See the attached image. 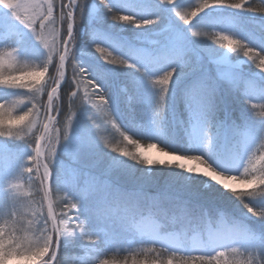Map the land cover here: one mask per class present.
Wrapping results in <instances>:
<instances>
[{
	"label": "snow or ice",
	"instance_id": "obj_1",
	"mask_svg": "<svg viewBox=\"0 0 264 264\" xmlns=\"http://www.w3.org/2000/svg\"><path fill=\"white\" fill-rule=\"evenodd\" d=\"M87 3L88 0H11V7H4L3 0H0V10L6 12L15 25L10 28L5 24L3 31L7 39L0 43V139L20 142L27 149L18 158L7 150L0 153V161L5 165L9 160L17 161L10 172L0 176V185L18 178L23 166L28 178L37 175L41 180L46 178L54 192L64 194V205L70 202V207L63 206L62 211L54 207L52 213L53 217H61L58 230L64 233V239L56 244L61 254L80 253L73 257L74 264H92L101 257H111V264H164L165 260L169 264H210L214 259L213 251L232 246L252 247L264 254V232L237 223L225 210L206 207L181 194L203 195L201 189L193 185L200 176L208 178L200 179L203 188L211 185L213 190L218 188L210 181H219L215 183L218 185L223 183L220 173L240 179L264 177V155L260 156V167L252 164L250 156L258 142L260 147H264V111L257 116V104L254 103L264 102V24L261 25L262 35L257 37L242 23L234 22L223 14L224 9L246 13L253 12V9L228 0H203L190 13L178 10L181 8L180 0H146L138 15L115 6L112 0H96L107 20L131 25L141 32L135 43L118 39L102 43L100 41L104 38L98 35L96 25L103 22V17H98L95 23L90 24L89 44L80 51L94 54L102 63L88 71L76 59L75 52ZM260 11L264 12V8ZM93 12L95 9H89L90 17ZM193 17L195 20L189 23ZM197 26L215 29L209 33V39L214 43H221L222 36L232 37L233 43L239 41L235 48L233 43H223V48L237 55L243 52L246 58L243 60L247 63L256 64L259 58V64H256L258 78L243 76L226 61L220 49L194 40L192 37L201 35L192 31ZM24 32L43 50L38 60L21 56ZM157 36H163V39H156ZM69 63L72 70L70 82L66 76ZM50 65L55 67V75H48ZM211 65H215V70ZM108 69L129 70L133 74L129 78V86L123 89L116 86L115 98L108 90L113 84ZM30 72L41 77L38 83L22 79ZM185 75L191 78L182 88L178 103L185 104L187 118L177 108H169L173 86ZM141 79L152 90L151 99L147 102L137 93ZM66 82L69 87L75 85L76 90L68 94L65 110L63 84ZM82 84L84 95L81 99ZM221 87L228 92L240 93L243 103L251 104L248 110L252 118L261 123L257 136H251L243 127H229L227 124L217 125L213 136L210 129L213 127L212 117L218 111L217 98ZM45 95L46 101L43 99ZM93 97H98L99 102ZM114 103L125 106L130 121L141 130L142 137L155 140L156 143L150 145H161L163 157L169 161L180 159L185 162L184 166L169 167L162 163L165 159L144 154L147 163H140L121 155L124 149L117 150L115 146L111 147L110 153L105 152L107 160L101 172L92 171L96 163L82 166L83 158L93 155L97 147H101L102 138L91 115L87 118L89 127L83 128L76 123L77 112L90 105L88 113L96 110L108 116L111 110L115 115ZM260 107L264 109V103ZM145 110L156 116L150 125L144 122ZM192 123L198 127L196 139L201 149L189 151L174 147L172 141L178 135L186 134ZM112 127L124 141H136L121 131L115 122H112ZM45 132L51 147L43 146ZM162 133L167 135L168 142L161 139ZM103 143L109 147L107 140ZM61 155L64 159L60 158ZM230 157L239 161L235 170L229 162ZM192 161L204 167H192L189 163ZM157 164L178 169L181 173L168 179L171 191L150 195L142 186L129 191L116 183V177L121 174L135 175L137 170L134 166H139V173L146 183L151 179L150 171ZM231 172L237 174L229 175ZM228 187L225 184L223 189ZM236 187L251 189L250 184ZM232 195L247 214L264 221V204L248 202L255 197H264V186L251 189L246 194L232 192ZM8 206V200L0 198V210ZM180 241H190L191 248H179ZM69 244L71 248L67 246ZM134 245L142 246L138 251L144 258L137 256ZM148 254L154 255L149 259Z\"/></svg>",
	"mask_w": 264,
	"mask_h": 264
},
{
	"label": "rangeland",
	"instance_id": "obj_2",
	"mask_svg": "<svg viewBox=\"0 0 264 264\" xmlns=\"http://www.w3.org/2000/svg\"><path fill=\"white\" fill-rule=\"evenodd\" d=\"M116 1H118V3H121V6H123V7H128L130 4L129 0H116ZM89 9H96V6L92 5V7H90ZM225 10H227V11H225ZM223 11H224L223 14L225 16H228V15L229 16H237L239 14L240 15L244 14V12H241L242 10L224 9ZM85 16L89 17L90 15L88 14ZM91 17L96 18V14L93 12ZM6 23L10 28L15 27V25L11 22L9 15L6 12H4L3 10H0V43H3L7 39V37L5 36L4 31H3ZM86 30H87L86 26H84V25L82 26V24H80L79 35L81 37L85 36ZM156 31L159 32V29H157ZM140 32H141L140 29H136V28H133L131 26L128 29L129 35L128 36L122 35V38H124L125 41H131L132 43H135L137 35ZM155 38L156 39H163V36H157ZM77 43H79V42L77 41ZM0 47H2V46H0ZM42 52H43V50L39 48L38 44L31 38V36L29 34H27L26 32L22 33L20 54L23 58L38 60L40 58V56L42 55ZM75 52H76V59L81 62L82 67H85L84 66L85 62H87L88 67H90L89 64L91 66H92V64H94L95 66H99L102 63L101 61H99L98 57H95L94 54H83V53H81V51L79 50V46H77V48H75ZM221 52L224 53V57H225L226 61L229 63L227 49H223ZM24 62L25 61H22L21 63H24ZM70 67H71V64L69 63V65L66 69V76L68 74V68H70ZM104 67L107 68L106 65ZM211 67L213 70H215V65H211ZM86 70H88V69H86ZM108 71H109L112 79H118V80H120V82H122L123 87H121V89L129 86L128 83L125 82L127 79L129 80L131 75H133L132 73H130L129 70L108 69ZM71 73H72V70H71ZM53 75H55V67L53 70ZM186 76H188V75H185L182 78H180L174 84V86L177 83L180 84L181 82H183V78ZM221 89H223V92H224L226 98H228V99L232 98L231 102L229 100L230 106H231V103H233V96H234L233 93L226 91L223 87H221ZM108 90L110 92V95L113 98H115V96H116L115 84H112V86ZM80 91H81L80 95H81V99H82L83 95H84V85L83 84L81 85ZM173 98H174V93L169 98V104L172 106V108L173 107L178 108V100L179 99L177 98L176 100H174ZM46 99H47V96L45 95V101H46ZM93 99L96 100V102H99L98 97H93ZM242 100H243V98H242ZM254 103L257 104V108L255 109V112L258 116L259 113L262 111L260 104L264 103V102L254 101ZM87 107H90V105H85V107H82L77 112V115L75 117L76 123L83 128L89 127L88 123H87V118L89 115H91L93 120H95V122L98 126L99 135L102 139H101V147H97V149L95 150V153L93 155H90V156L86 155L83 158V160L81 161V165L87 167L93 163H96V167L93 168L92 171L99 173L103 170L105 163H106V160H107V157L105 156V152L110 153L112 146L119 147V148H122L124 150H133V149H131V146L126 141L123 140V137L120 136L119 132H117L116 129L112 127V122H115L116 125H118V122H116L114 120L115 118L111 114V110L109 111V115L105 116L104 113L97 112L96 110H91L88 113ZM121 108L124 110V113L126 115H128V118H129L128 111L122 103L119 105H117L116 103L113 104V110L117 114L120 113L119 110ZM248 108H251V104H247L246 107H244V108H239L237 110L238 117L235 119L231 118V120H229V118H228V121L226 123H228L227 125L229 127L241 125L244 129H246L249 132V134L251 136L255 137L259 134V131L261 128V123L252 118L251 113L248 110ZM180 111L182 113V110H180ZM185 112L188 113L186 108H184V113ZM183 116H185L187 118L188 114L187 115L184 114ZM155 119H156V116H154L150 112H144L145 124L150 125ZM212 122H213V127H212V129H210V131L213 133V136H215L216 132H217V125L223 126L225 124L223 121L220 120V118H218V119L213 118ZM131 126L135 130V132L138 131L137 127L132 122H131ZM117 127H119V126H117ZM120 130L124 131V130H122V128H120ZM140 131L141 130L139 129V132ZM125 134H127V133L125 132ZM197 134H198V127L195 123H192L188 126L187 133L186 134L182 133V134L178 135L176 137V139L174 141H172V144L174 147H178V148H181L183 150H189V151L194 150V149L200 150L202 146L198 142V140L196 139ZM141 138H144V137L141 136ZM161 139L164 142H168V137L164 133L161 134ZM104 140L108 141L109 147L104 146V143H103ZM136 140H138V139H136ZM144 140H145L146 144L139 143L138 142L139 140L137 141L140 145H142V147L134 149L135 151L142 152L144 155H147V156H150L153 158H156V157L163 158L162 154L160 153V147H161L160 144H156V147H148L149 144L156 143L155 140H151V139H147V138H144ZM250 146L251 145H247L246 147H250ZM14 148L16 150H17V148H19V149L17 151H15ZM5 150H7V152H9L13 155H19V157H20L21 155H23V153L27 149H26V146H24V145L22 146V144L20 142H13L11 140L0 139V153H3ZM262 155H264V147H260L259 142H258L257 145L254 146L253 151L250 153L252 164L255 165L256 167H260V156H262ZM60 158L64 159V157L62 155L60 156ZM165 160L167 161V159H165ZM2 162L3 161H0V164H2ZM229 162L233 165V170L238 168L239 161L237 158L230 157ZM191 165H195L196 167H198V166L204 167L203 165L197 164V162H195V161H192ZM134 167L137 170L135 175L121 174L118 177H116V183L121 188H123L125 190H129V191L135 190V189L142 186L143 190L150 195L163 194L167 191H171V189L168 188V179L170 177L179 176L181 174L178 169L169 168V167L161 166V165L157 164V165H154L153 169L150 171L151 179L145 183L143 181V178L141 177V175L139 173V166H134ZM240 172L241 173L243 172V168L240 169ZM6 173H8V171L6 170V165H5V166H2V168H0V176L5 175ZM228 174L229 175H236L237 173L231 172ZM193 175H197V174H193ZM55 178L56 177L54 174L53 180H55ZM200 179L207 180L208 178L200 176ZM200 179L198 178V179L194 180L195 182L193 181L194 182L193 185L196 186V184H198L201 186L202 189H205L207 191L205 194H203L205 199L207 198V199L211 200V198H213L216 200L220 199L221 201H225L226 203H228V205L226 204L225 206H227L228 208L230 207V208L235 209V211H233L234 216H236V217L238 216V218L240 217L243 220H246L248 222L249 225L248 226L244 225L245 227H247L249 229H255V230L260 231V232H262L261 230L264 231V221L256 219V218L250 216V214H247L246 211L243 210V208L238 206V204H237L238 201L236 200V197H233L230 199L229 198H222L221 196H218L219 193H218L217 189L213 190V186L210 185L208 188H203V182ZM152 180H157L160 183H164V184L156 187L155 185L153 186ZM210 184L214 185V187H216V188H220L222 190H225V189H223V187L221 185L215 184V182L210 181ZM172 191L176 192V191H178V189H172ZM245 198H248V197H245ZM249 200H250V204H255V205L264 204V197H255L254 199H249ZM233 209H231V210H233ZM135 247H142V246L136 245ZM135 247H133V249ZM178 247L183 249V250H187L185 248L184 244L182 246H180V244H179ZM126 254L127 253L122 254V255H126ZM193 254L198 255L199 253H193ZM139 258L142 259L144 257L139 256ZM150 258L151 257H149V259Z\"/></svg>",
	"mask_w": 264,
	"mask_h": 264
},
{
	"label": "clouds",
	"instance_id": "obj_3",
	"mask_svg": "<svg viewBox=\"0 0 264 264\" xmlns=\"http://www.w3.org/2000/svg\"><path fill=\"white\" fill-rule=\"evenodd\" d=\"M4 7H11V0H3ZM224 44L233 43V38L222 36ZM235 41L233 48L239 46ZM248 52L252 54V50ZM264 63V61H262ZM24 81L38 83L41 77L30 72L22 77ZM133 150H124L121 155L129 159H135L140 163H147L142 152L134 149L142 147L137 141L125 140ZM41 145L38 143V147ZM43 146L51 147L48 143V134L43 133ZM153 147V145H148ZM119 150V147H117ZM47 153H45V157ZM163 164L169 167H183L184 161L180 159L164 160ZM198 163H202L199 161ZM49 164L52 161L49 160ZM195 167V165H192ZM187 170V168H185ZM21 174L0 185V198H6L9 202L7 209L0 210V264H74L73 257L79 252L61 254L56 242L64 239V233L58 229L61 227V217H53V208L62 211L66 197L62 192H54L48 185L46 178L41 180L37 175L28 178L27 170L22 166ZM226 190L234 193H247L251 189L264 186V177L240 179L239 177L219 174ZM211 179V177H209ZM219 183V181H214ZM239 184H250L249 188L236 187ZM249 211H253L249 209ZM88 239V237H85ZM69 248L71 244L67 245ZM227 253L226 255L224 253ZM214 257L210 264H264V254L258 249L245 246H232L227 249H217L211 253ZM92 264H111V257L96 259ZM143 264V262H141ZM164 264H169L167 260Z\"/></svg>",
	"mask_w": 264,
	"mask_h": 264
},
{
	"label": "trees",
	"instance_id": "obj_4",
	"mask_svg": "<svg viewBox=\"0 0 264 264\" xmlns=\"http://www.w3.org/2000/svg\"><path fill=\"white\" fill-rule=\"evenodd\" d=\"M129 1H130V4L128 7L121 6V3H118V1H116V0H112V3L115 6L123 8L124 10L129 11L132 14H136V15H138L140 13L141 9L146 4V0H129ZM228 2L229 3H243L245 8L251 7L253 9V12H251V13L244 12V14H241V15L240 14L237 16H229L228 15L227 17L232 18L234 22L242 23L250 32L255 33L257 35V37L262 35L261 25L264 24V18H262V16H264V12H261L260 9L264 8V0H228ZM180 3H181V8L178 10L187 11L190 13L191 11H194L201 3H203V0H193V1L192 0H180ZM92 5L96 6V9L94 12L96 14V18H93L90 16L89 17L85 16V15L89 14V8L92 7ZM225 11H227V10H225ZM199 14L200 13H198V15ZM98 17H103V22L96 25V31H97L98 35H100L101 37L104 38L100 42L103 43L104 40L109 39V37L108 38L105 37L106 33L110 34L112 39H116V40L117 39L118 40H125L124 38H122V35L123 36L129 35L128 29L131 27V25H128V24L121 25V24H117L119 22L113 23V22L107 20L106 15L104 14L103 10L97 5L96 0H88V3L85 6V12L82 15V19L80 22V24H82V26L83 25L86 26L87 30L85 32V36L81 37L79 35L77 37V41L79 43L76 44V48H77V46H79V50H81V48H85L89 44V41L91 40L90 31H89L90 24L95 23V21ZM194 20H195V17H193L189 21V23H192ZM180 23H183V21H180ZM192 31L201 33V35H199V36L192 37L194 40L202 41L205 44L211 45V47H213V48L220 49V51L225 49V48H223L222 42L217 44V43H214L213 40L209 39V33L216 31L215 29H201L197 26V27H194L192 29ZM216 39L218 40L219 37H216ZM97 55H99V54H97ZM95 57H97V56H95ZM228 59H229V64L233 68H235L238 72L242 73L243 76L249 77V78H258L259 69L256 67V64H259V58L256 59V64H251L250 62L247 63L246 61L243 60V59H246L243 57V52H239L238 55H237V53H228ZM84 66L88 70H89V68H92V66L90 64H89L90 67H88L87 62L84 63ZM53 70H54V66L50 65V70H49L48 75H53ZM67 77H68V82H70L72 79L71 67L68 68ZM182 77L183 76H181L180 78H182ZM190 78H191L190 76H186L183 78V82L180 83L181 85L177 83L175 86H173V93H175V95L177 96L178 99L180 97L182 88L184 87L187 80ZM68 82L63 84V95H64V99H65V110L67 109V96H68V94H70L71 91L76 90L75 85H71V87H69ZM125 82L128 83V85H129L128 79ZM137 93H138L139 97L145 102L149 101L151 99V96H152V90L149 88L147 82L142 81V80H140V82H139ZM232 93L234 95L233 96V103H231V106H230V102H231L232 98L231 99L226 98V96L223 92V89H220V93H219V96L217 98L218 111L215 113V115L212 117V119L213 118H216V119H218V118L228 119L229 118V120H231V118L235 119L238 117L237 110L239 108L246 107L247 104L243 103L241 94L238 92H232ZM43 99L45 100V96L43 97ZM229 100H230V102H229ZM178 105L181 106V102H179ZM184 108H185V106H182V108L179 107V109L182 110L181 114L186 115L187 113L186 112L184 113ZM261 110L264 111V109H261ZM119 111H121L120 115H121L122 119L120 120L119 123H120V127L122 128V130H124V132H126L128 135H130V137L133 140L138 139L139 141L138 140H136V141H138L139 143L146 144L144 138H141L139 128H137L138 131L135 132V130L131 126V121L128 118V115H126L124 113V110L122 108ZM145 112H150L151 114H153L155 116V114L153 112H151L150 110H145ZM118 115L119 114H117L115 112L114 116H118ZM61 119H63V116H61ZM240 127H242V126L240 125ZM22 146H23V144H22ZM18 149L19 148H17V150ZM17 150L15 149V151H17ZM15 156L17 158L19 157V155H15ZM16 163H17L16 160H9L7 165H6V170L8 172H10L15 167ZM2 166H5L4 162H2V164H0V168H2ZM152 181H153V186L155 185L156 187L164 184V183H160L157 180H152ZM194 187L201 189V191L204 194L207 192L205 189H202L201 186L198 184H196V186H194ZM219 189L220 188L217 189V191L219 193L218 196H221L222 198H229V199L235 197L232 195V192L222 190V189L219 190ZM223 192H226V193H223ZM182 194L186 198H192V199L196 200V202L204 204L206 207L219 208V209L225 210L230 216H234L233 211H235V209L230 208V207L228 208L227 206H225L226 204L228 205V203H226L225 201H221L220 199L216 200L213 198H211V200L207 199V198L205 199L204 195H200L199 197H192L189 193H185V194L182 193ZM244 199L247 200L248 198H244ZM248 202L250 203V200H248ZM237 204L239 207L242 208V206L239 204V202H237ZM231 209H233V210H231ZM261 231L264 232L263 230H261ZM135 246L136 245H134L133 247H135ZM139 248L140 247L134 248V250H137V256L138 257L139 256L144 257L143 254L138 251ZM152 255H154V254H148V257H151Z\"/></svg>",
	"mask_w": 264,
	"mask_h": 264
},
{
	"label": "bare ground",
	"instance_id": "obj_5",
	"mask_svg": "<svg viewBox=\"0 0 264 264\" xmlns=\"http://www.w3.org/2000/svg\"><path fill=\"white\" fill-rule=\"evenodd\" d=\"M152 156V155H151ZM154 156V155H153ZM164 159H167L168 160V158L167 157H163ZM190 164H191V162H189ZM198 167H201V166H198Z\"/></svg>",
	"mask_w": 264,
	"mask_h": 264
}]
</instances>
